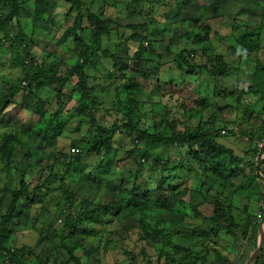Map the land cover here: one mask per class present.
Segmentation results:
<instances>
[{
  "label": "rangeland",
  "instance_id": "374dc122",
  "mask_svg": "<svg viewBox=\"0 0 264 264\" xmlns=\"http://www.w3.org/2000/svg\"><path fill=\"white\" fill-rule=\"evenodd\" d=\"M23 1L21 25L7 33L21 28L25 45L0 41V230L9 219L4 246L21 264H250L264 255V154L249 138L264 128V0L95 1L107 31L85 24L74 37L64 0L42 19ZM78 35L92 49L87 89L73 75L60 90ZM29 60L51 79L29 82ZM127 124L186 138L145 143ZM20 183L26 194L12 205ZM68 203L80 212L74 224ZM0 264L13 263L0 251Z\"/></svg>",
  "mask_w": 264,
  "mask_h": 264
},
{
  "label": "trees",
  "instance_id": "16d2710c",
  "mask_svg": "<svg viewBox=\"0 0 264 264\" xmlns=\"http://www.w3.org/2000/svg\"><path fill=\"white\" fill-rule=\"evenodd\" d=\"M34 3V11H33V18L34 19H40L42 16L46 15L49 7H50V2L52 0H32ZM96 2H102L101 0H64L65 3L69 4V15L72 12H75L76 16L73 17L74 21H73V25L65 32V34L67 35H72L74 37L75 32H77V28L83 32L84 29V25H89L90 28H96V29H100L102 31H107V23H103L101 21V18L99 17V15L97 14V10L94 11L90 6H93L94 3ZM23 0H0V41L1 42H5L7 41V43L9 44V46L15 50L22 48V45H25V43H23L24 41V35L23 32L21 31V28L17 31L16 34H12L9 35V33H7V28L9 27V25H13L14 24H18L19 23V16L22 13V6L24 5ZM116 2V1H115ZM119 2V1H118ZM115 5H118L117 2ZM71 16V15H70ZM18 25H21L20 23ZM16 26V25H15ZM18 27V26H16ZM78 30V31H79ZM108 33V32H107ZM106 33V34H107ZM101 35V33H99V36ZM79 38H73L74 40V44H75V53L78 55L77 56V62L75 63V65L73 67H71V69L66 73L67 75H64V77L62 78H58L59 81V89L61 90L66 82V78L65 76H73V75H77L78 77V85L79 83H84V85H86L85 83V69L86 66H89L91 64L89 55H91V48L88 45L87 41L84 40L85 38L81 35H78ZM84 38V39H83ZM26 40V39H25ZM25 51V49H24ZM20 55V54H19ZM24 59L23 61L26 59V57L28 56V54L26 52H24ZM28 62H30L28 64ZM27 63L23 64L22 66L25 68L26 74L28 75L29 72L33 69V73H32V77H30L29 82H35L38 80H49L51 79V75L48 72V69L46 68L45 64H41L40 66L36 67H32V63L31 60H29ZM27 78V77H26ZM85 88L87 89V85L85 86ZM60 109H58L56 111L55 114H60ZM55 117V115H53ZM126 126V130L127 131H136L139 133V139L144 141L145 143H155V144H160V143H164L167 144L169 146L175 144V143H183V141L186 138V134H182V133H178L177 136H173L170 138H163V137H159V136H153V135H148L147 133H145L144 131H140L138 130L136 127L131 126L129 124L125 125ZM136 128V129H135ZM225 131L224 134H226V130L222 129ZM175 131V129H174ZM220 132L217 133V135ZM264 133V128L262 130H260L259 132H256L254 135L250 136L249 138L250 143L252 141V145H253V141L256 140H262L263 139V134ZM197 136L202 139V140H209L208 138L211 137L207 134H199L198 132L196 133ZM213 138V137H212ZM254 138V139H253ZM215 139V138H214ZM253 139V140H252ZM210 143L213 144L212 140H210ZM216 144V143H215ZM214 145V144H213ZM254 146V145H253ZM214 147L218 148V155L221 153H231L230 151H227L225 149V147L223 145L221 146H217L214 145ZM258 154H264V146L263 149L261 151H258ZM227 153V154H228ZM232 154V153H231ZM234 161H237L235 158H233ZM143 161V159H142ZM259 169V168H258ZM257 169V170H258ZM257 178L261 181H264V177L261 176L260 174L257 175ZM26 194V190H25V185L24 183H20V191L14 192L12 195V205H14L19 198H21L22 196H24ZM69 206H71V208L73 209V205H71L70 203H68ZM220 208L221 205L220 204H216V209H215V215L216 216H220ZM76 210V213H71V217H69L70 223L74 224V222H76L77 220H80V212L77 211L76 208H74ZM74 210V211H75ZM8 223H9V219L4 218L3 223H2V228L0 230V251L6 255L9 256L10 261L13 264H21V260L19 259V257L17 256V254H13L11 253L5 246H4V234L6 232V230L8 229ZM259 225H255V230L256 228H258ZM262 237H263V233H262ZM71 262L73 261L74 264H78V261L74 258V257H70ZM264 261V255H262V253H260L253 261L251 264H261Z\"/></svg>",
  "mask_w": 264,
  "mask_h": 264
},
{
  "label": "built area",
  "instance_id": "2783aa9c",
  "mask_svg": "<svg viewBox=\"0 0 264 264\" xmlns=\"http://www.w3.org/2000/svg\"><path fill=\"white\" fill-rule=\"evenodd\" d=\"M225 131L222 130L221 131V134L224 135ZM263 135V139L262 140H254L253 141V145L254 147L258 150V151H261L263 149V146H264V133L262 134Z\"/></svg>",
  "mask_w": 264,
  "mask_h": 264
},
{
  "label": "water",
  "instance_id": "95a60500",
  "mask_svg": "<svg viewBox=\"0 0 264 264\" xmlns=\"http://www.w3.org/2000/svg\"><path fill=\"white\" fill-rule=\"evenodd\" d=\"M263 224L260 226L259 232H258V240H257V254L260 251V247H261V242H262V229H263ZM253 261V259L249 262L251 264V262Z\"/></svg>",
  "mask_w": 264,
  "mask_h": 264
},
{
  "label": "crops",
  "instance_id": "0c3cea01",
  "mask_svg": "<svg viewBox=\"0 0 264 264\" xmlns=\"http://www.w3.org/2000/svg\"><path fill=\"white\" fill-rule=\"evenodd\" d=\"M52 2H53V0L50 2V7H51ZM50 7H49V10H50ZM49 10H48V12H49ZM48 12H47V13H48ZM41 19H42V17H41ZM64 264H69V262H66V263H64Z\"/></svg>",
  "mask_w": 264,
  "mask_h": 264
}]
</instances>
